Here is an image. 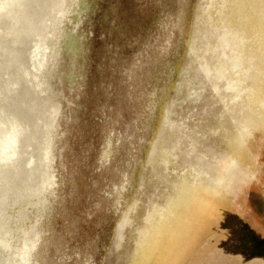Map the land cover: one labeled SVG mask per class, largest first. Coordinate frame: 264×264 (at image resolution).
I'll use <instances>...</instances> for the list:
<instances>
[{
	"label": "rangeland",
	"instance_id": "1",
	"mask_svg": "<svg viewBox=\"0 0 264 264\" xmlns=\"http://www.w3.org/2000/svg\"><path fill=\"white\" fill-rule=\"evenodd\" d=\"M157 262L264 264V0H0V264Z\"/></svg>",
	"mask_w": 264,
	"mask_h": 264
},
{
	"label": "bare ground",
	"instance_id": "2",
	"mask_svg": "<svg viewBox=\"0 0 264 264\" xmlns=\"http://www.w3.org/2000/svg\"><path fill=\"white\" fill-rule=\"evenodd\" d=\"M242 111H244V109H241V111L239 112V114L236 116V117H238L239 115H240V119H238V118H236L235 117V119H237V120H235L234 119V115H229V116H227V117H225L226 118V121H225V123H224V126H226L225 128H226V130L227 129H230V132H231V134H234V136L237 134L238 136H237V138H236V136L234 137V136H232V138L230 139V140H235L236 141V139H237V141H238V139H242V138H244V137H246V136H248V131L246 130V120L244 119V116L242 117V115H244L243 113H242ZM241 120V123H238L239 121ZM38 127V125L35 127V128H37ZM224 128V127H223ZM33 131H34V129L30 132V134H28V137H27V140L29 139H32V137L34 136L33 135ZM236 133V134H235ZM216 138H220V132L219 133H217V137ZM15 142H17V136H16V134H14V136H12L10 139H9V141H8V143H9V145H11V144H14ZM216 152H218V151H216ZM208 160V159H207ZM206 160V161H207ZM200 162H205V160H204V158H200V160H199ZM210 163H211V166L210 167H208L209 168V170H211V168H212V170L214 171V176L211 178H205V179H208L209 181H211L210 183L212 184V185H215L216 187H220L221 185H223L224 184V182L223 181H226V178L227 177H225L224 175H219V174H217L216 173V168H223V170L225 171L226 169H227V173H228V177H230V175L232 174V175H234V173H235V170H236V168H237V165H238V163L237 162H235V160L233 159V157H230V154L228 153H225L224 154V152H219V153H214V155L212 156V157H210V161H209ZM211 170V171H212ZM233 172V173H232ZM219 173V172H218ZM231 178V177H230ZM204 179V180H205ZM209 183V184H210ZM210 184V185H211ZM222 187V186H221ZM199 206V205H198ZM200 207V206H199ZM195 211H197V210H195ZM173 240V239H172ZM173 242V241H172ZM174 244V243H173ZM172 247V246H171ZM170 250V249H169ZM167 252V251H166ZM181 255V254H180ZM166 256V255H165ZM168 257V256H167ZM165 258V257H164ZM175 258V257H174ZM173 258V259H174ZM157 259V258H156ZM160 260V259H159ZM167 260V259H166ZM157 264H159L158 262H157Z\"/></svg>",
	"mask_w": 264,
	"mask_h": 264
}]
</instances>
